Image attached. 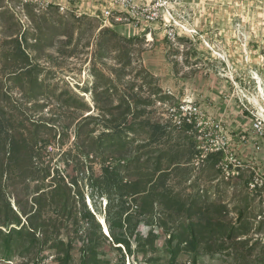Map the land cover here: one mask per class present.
I'll list each match as a JSON object with an SVG mask.
<instances>
[{"label": "rangeland", "instance_id": "1", "mask_svg": "<svg viewBox=\"0 0 264 264\" xmlns=\"http://www.w3.org/2000/svg\"><path fill=\"white\" fill-rule=\"evenodd\" d=\"M183 6L178 22L183 25V35L171 41L163 29H157L153 41L148 42L142 34L122 26H118L117 36L103 33L95 18H77L55 10L37 12L19 0H0V113L3 110L27 135L51 141L48 149L40 145L41 167L50 166L52 176L59 167L69 183L81 180L86 202L108 235L103 224L108 201L101 188L108 184L109 175L103 165L107 157L116 158V154L98 151L86 157L75 144L78 121L92 114L82 140L89 136L95 140L111 117L107 110L122 97L137 94L138 111L144 110L140 119L160 121L168 127L159 148L165 151L163 164L167 167L175 157L180 166L167 185L189 196L190 202L197 200L205 226L198 248H184L173 261L167 231L175 230L177 223L158 205L154 226L142 221L136 228L142 237L153 230L155 241L148 246L149 254H129L123 247L125 264H140L146 258L151 264H264V187L256 193L246 184L255 174L264 177V0H185ZM19 43L29 61L40 67L42 90L35 99H30V77L18 81L11 76L17 66L28 63L16 52ZM105 89L107 94L102 93ZM73 95L89 108L73 102ZM186 96L200 99L211 117L223 122L238 156L249 165L240 175L227 179L215 162L205 161L199 167L193 164L190 151L195 140L175 129L166 113L168 105ZM67 97L75 106L64 104ZM124 109L125 103L120 110ZM42 121L56 126L51 128ZM259 121L263 123L260 131L255 128ZM138 131L128 149L138 150L142 159L122 167V174L145 182L151 178L148 173L155 168L160 150L156 146L140 148L151 132L149 128ZM68 152L70 166L64 162ZM158 175L152 181L162 191ZM52 176L29 187L13 184L9 190L15 209V197L24 204L29 201L30 206L36 185L48 187ZM135 210L131 206L130 212ZM137 222L134 217L132 225ZM232 226L236 229L231 239L227 236ZM186 234L190 239L189 232ZM102 249L113 264H122L120 251L109 242ZM76 251L78 263L79 248ZM47 254L40 264H59L55 254ZM0 264L33 261L17 256Z\"/></svg>", "mask_w": 264, "mask_h": 264}, {"label": "trees", "instance_id": "2", "mask_svg": "<svg viewBox=\"0 0 264 264\" xmlns=\"http://www.w3.org/2000/svg\"><path fill=\"white\" fill-rule=\"evenodd\" d=\"M117 28L103 27L101 30L103 33L117 36ZM16 52L22 54L28 63L25 66H17L11 76L18 81L25 76L30 77L32 89L30 99H35L42 90L38 83L40 67L29 61V55L21 43ZM102 93L107 94V89ZM71 98L73 102H82L81 106L89 108L88 104L81 101L78 96L73 95ZM71 98L67 97L64 104L75 106ZM120 100L118 105L107 110L111 117L97 139L93 140L89 136L88 139L82 140L83 129L93 118L92 114L78 121L75 136L76 147L88 158L93 155V152L98 151L102 154L107 152L116 154V158L107 157L109 164H106L105 160L103 168L109 175V182L103 187L105 189L101 188V194L108 201L104 218L109 235L104 233L96 214L87 204L81 180L69 183L59 167L55 168L54 176L50 166L43 164L41 167L43 162L40 163V160L43 154L40 153V149H43L40 145L48 149L51 141L27 135L19 125H16L15 120L12 122L2 110L0 113V262L12 261L15 257L21 256L29 261L32 260L33 264H40L49 256L47 252H50L56 255L59 264H113L106 258L102 249L106 242L120 251L123 258L122 264H125L123 247L129 254L142 251L147 257L150 251L148 246L154 245L155 235L151 229L148 236L142 237L136 232V228L142 221L154 226L158 205L166 214L174 216L177 223L175 230L167 229L170 258L175 261L184 248H198L203 238L202 228L205 226L202 217L203 209L198 206L196 199L190 202L189 196L176 192L167 185L170 177L177 176L176 171L180 166L175 157L170 159L167 167L163 164L165 151L159 148L167 133V125L160 121L151 122L140 119L144 110L138 111L140 99L137 94L122 97ZM123 103H125V109L120 110ZM115 110H118V113H114ZM42 122L51 128L56 126L49 121ZM140 128H149L151 132L148 142L140 148L156 146V150H160L155 168L148 173L151 178L145 182L127 179L122 174V167L134 160L139 163L142 159L138 150L128 149L135 142L132 135L138 134ZM187 137L190 136L187 135ZM192 143L193 148L190 152L194 155L195 143ZM64 155L66 166H70L71 154L68 152ZM219 156L220 154H210L206 161L214 163ZM158 173L157 180L161 184L162 191H159L155 182L152 181ZM51 176L52 181L48 187L36 185L30 206L29 201L24 204L19 196L15 197L18 208L15 209L9 190L13 184L20 183L29 187L31 183L45 182ZM131 206H135V213L130 212ZM134 217H137L139 222L133 226ZM218 225L223 229L226 227V224L222 222ZM235 229L236 227L233 226L228 229V238H233ZM187 232L190 234V239L186 237ZM77 248L80 251L78 263H76ZM196 257L194 263H196ZM150 262L151 259L146 258V261H141L140 264H151Z\"/></svg>", "mask_w": 264, "mask_h": 264}, {"label": "built area", "instance_id": "3", "mask_svg": "<svg viewBox=\"0 0 264 264\" xmlns=\"http://www.w3.org/2000/svg\"><path fill=\"white\" fill-rule=\"evenodd\" d=\"M30 5L37 12L55 10L77 18L91 17L100 21L103 27H118L140 33L147 41H153L154 32L163 29L165 36L175 41L183 35L179 14L185 0H19ZM168 121L180 132L195 140L193 164L199 167L210 154H220L215 163L227 179L240 175L249 165L238 156L236 144L225 130L221 120L211 117L200 99L186 96L170 104L166 109ZM262 122H256L260 131ZM245 139V137H242ZM255 170V167H251ZM264 187V177L255 174L247 188L259 193Z\"/></svg>", "mask_w": 264, "mask_h": 264}, {"label": "bare ground", "instance_id": "4", "mask_svg": "<svg viewBox=\"0 0 264 264\" xmlns=\"http://www.w3.org/2000/svg\"><path fill=\"white\" fill-rule=\"evenodd\" d=\"M103 224H104V227H105L106 233L109 235V229H108V226H107L105 220H103Z\"/></svg>", "mask_w": 264, "mask_h": 264}, {"label": "crops", "instance_id": "5", "mask_svg": "<svg viewBox=\"0 0 264 264\" xmlns=\"http://www.w3.org/2000/svg\"><path fill=\"white\" fill-rule=\"evenodd\" d=\"M194 142V141H193ZM195 143V142H194Z\"/></svg>", "mask_w": 264, "mask_h": 264}, {"label": "water", "instance_id": "6", "mask_svg": "<svg viewBox=\"0 0 264 264\" xmlns=\"http://www.w3.org/2000/svg\"><path fill=\"white\" fill-rule=\"evenodd\" d=\"M105 232H106V230H105Z\"/></svg>", "mask_w": 264, "mask_h": 264}]
</instances>
